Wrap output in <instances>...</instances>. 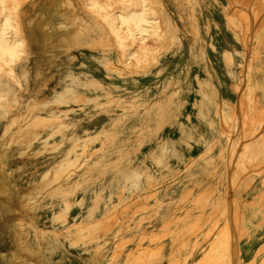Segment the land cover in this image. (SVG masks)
<instances>
[{"label": "rangeland", "instance_id": "1", "mask_svg": "<svg viewBox=\"0 0 264 264\" xmlns=\"http://www.w3.org/2000/svg\"><path fill=\"white\" fill-rule=\"evenodd\" d=\"M83 1L6 3L20 40L4 55L13 76L0 70V264H233L225 175L245 144L233 121L264 95L248 81L240 106L225 100L250 61L259 82L264 9L157 0L166 38L136 67ZM263 155L261 143L237 156L238 264H264Z\"/></svg>", "mask_w": 264, "mask_h": 264}, {"label": "bare ground", "instance_id": "2", "mask_svg": "<svg viewBox=\"0 0 264 264\" xmlns=\"http://www.w3.org/2000/svg\"><path fill=\"white\" fill-rule=\"evenodd\" d=\"M235 1H239V0H235ZM257 1L258 3L256 6H260V9H264V0H257ZM7 2H14V0H0V14H5L4 16L5 19L0 20V70L1 71L3 70L6 73L13 76V68L10 64L6 62V60L4 59V55L8 54L11 57L16 56L17 55L16 46H17V42H19L20 39L17 38L12 42L9 38V28L11 27V22L6 12ZM68 2L71 7L72 0H68ZM83 2H84V6L89 11H91L95 16H97L100 19V21L104 23L106 28L108 27L110 29V30L108 29L112 33V35L110 36H113V38L115 39L114 41L117 42L120 53H121L120 55L122 56L124 61L127 63V65L136 66L135 60L138 59L140 55L156 54L159 44H161L164 38H166L167 33H166L165 26H164V19L159 9L157 0H84ZM230 2H232V0H230ZM12 4H10L11 7H12ZM253 5H255V3ZM248 6H251V4ZM150 9H152L151 11L152 19H149ZM21 26L23 28V21L21 23ZM262 29L264 30V26L261 28V30ZM246 37L251 40L250 45L252 46V50H255L256 53H259V51L256 49V44H255L256 39L258 37V33L254 35H247ZM241 40H243L242 37H241ZM263 42H264V34H263ZM245 43H243V45H247V43L246 44ZM190 53H191L190 54L191 58L188 60V63H191V65L198 63V65H201L203 68L208 66V64L204 60L197 59L194 52H190ZM247 64L248 65L246 66L244 74L242 73V66H241L239 79L231 84L233 93L238 94V98H237L238 102L236 103L237 106H240V103H241L240 100L243 94L242 90L248 81H249V85H253L252 87L256 86V88L259 89L258 90V93H259L258 102H261L262 94L264 95V73H263L264 70L263 68L259 69V82L256 85L253 82V62L250 61ZM139 66H143V65H139ZM183 72L185 73V78L183 79V85H184V89L186 92L190 86V80H189V75L187 71L183 70ZM249 99L251 100L249 107H247L246 110H243L242 113L239 111L240 112L239 114H241L239 120L233 121L235 122V124L241 125V131H243L242 136L243 137L245 136V138L241 140V144L239 143V146H242V144L245 142L244 148L239 155H242L244 153V150H246V148L251 144H254L258 147L261 143H263L264 145V110H262L263 107L260 108L258 106L257 107L254 106L256 101L253 102L254 100L253 98H252L253 100L251 98ZM225 104L229 107L232 106L233 109L236 106L235 102H232L229 99L225 100ZM222 121H224L221 123L223 124V127L228 129V131L231 132L232 130L230 129V126L228 125L232 121V118L227 119L226 117H224ZM225 121H228L229 123L227 124ZM248 124H250L252 127L257 126V128H255V131L253 130L254 133L251 136H246L245 134L246 131L244 132V128ZM224 128H222V131ZM233 128H234V125H233ZM236 136L237 134L235 136H229V139L231 140L235 139ZM239 155H238V151L236 152V148L234 149L232 153L228 155L227 171L229 172L226 173L225 176L229 178L227 179L229 184L228 186H226V192H225L226 201H225V206L223 210V213L227 217L226 218L227 223L224 226V228L228 231L227 240L229 238V242H231L230 246H231V251L233 253V256L231 259H232L233 264H238V258H239L236 256V254L234 255L235 250L237 249L238 253L240 252L239 251L240 234H239V229L237 228V214L239 210L236 207V198H235V186H236L235 171L238 168V158L239 157L237 156ZM235 157L237 158L236 163H235V159H236ZM255 169H261V170L264 169V155H263V162L259 166H257ZM113 215L111 216V218L113 217ZM105 221L106 219H100L99 222L102 224V226H104ZM205 222L207 223V221ZM112 256H115V255H112ZM254 259L251 261H247L245 264H255L256 262Z\"/></svg>", "mask_w": 264, "mask_h": 264}, {"label": "crops", "instance_id": "3", "mask_svg": "<svg viewBox=\"0 0 264 264\" xmlns=\"http://www.w3.org/2000/svg\"><path fill=\"white\" fill-rule=\"evenodd\" d=\"M261 53H263L264 54V42H263V46H262V49H261ZM261 56V55H260ZM261 63V67L260 68H262L264 65L262 64V62H260ZM238 98V96H237V94L235 95V99H234V101H232V102H236V99Z\"/></svg>", "mask_w": 264, "mask_h": 264}]
</instances>
